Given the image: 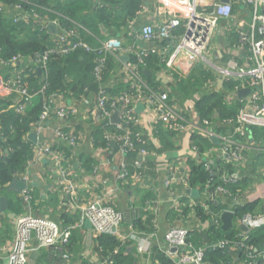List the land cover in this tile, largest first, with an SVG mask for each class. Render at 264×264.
<instances>
[{
	"label": "built area",
	"instance_id": "1",
	"mask_svg": "<svg viewBox=\"0 0 264 264\" xmlns=\"http://www.w3.org/2000/svg\"><path fill=\"white\" fill-rule=\"evenodd\" d=\"M141 1L145 3L150 0ZM152 1L156 5L157 18L159 19L157 29L152 23H145L136 33L127 32L128 34L124 33V35L118 36L115 34L99 40L100 52L95 58L92 69L97 90L93 93L92 100L84 96L78 99L88 104L87 115L92 120L97 121L98 125L104 122L101 127H107L103 133L106 147L96 148L93 141L91 146L95 147L94 151L98 156L105 154L109 145L117 147L114 154L119 158V170L115 177L117 184L123 183L127 177L140 179L144 160L150 153L143 149L138 151V158L131 160L134 171L130 170V172L126 164V155L135 147L128 126L130 124L138 125L141 127L140 134L147 133L143 128L141 115L135 112V104L139 102L144 104L146 113L154 116V125L160 123L173 134L176 146L179 145L176 137L181 132L188 131L189 127L194 126L187 122L186 110L181 107L177 99L170 96L169 92L165 90L153 91L148 88L146 80L141 75L142 70L148 69L156 79L161 73L173 82L178 81V76L186 74L198 76L201 71L207 74L217 70L226 79L236 83V86L231 90L230 98H224L223 101L224 106L228 110L234 111L236 115L228 120L216 119L215 126L222 130L215 129L206 118H200L196 131H190L189 143L191 156L195 160L201 161V165L209 173L210 182L215 180V175L220 182V185L215 188H212L214 186L212 183L203 187L199 202L207 215V224L220 227L222 212L234 213L229 204L238 202V195L233 196L224 186L239 185L243 181L239 173H241L244 164L246 139L250 134L251 138L253 137L257 141L251 128H264V0ZM20 5L16 3L12 9L4 10L5 14H10L13 23L23 22L27 25L42 19L40 14L33 9L21 10ZM59 20L58 17L47 19L43 22V27L49 32L47 23L54 22L56 24L55 44L60 42L65 44L60 46L61 53L73 52L80 47L89 49L82 40L72 39L77 35V29H84L83 27L75 24L72 28L65 29L64 26L61 27ZM155 40H167L168 43L158 46L157 49L154 46ZM219 41H223V43L218 45ZM146 43L153 45L146 47L144 46ZM121 50L127 51L129 57L134 56L135 61L133 63L125 61L117 71L118 78H116L125 84L132 83L136 88L134 90L127 89L125 85L123 88L126 89L112 94L109 89L113 86L103 78L107 71L109 57L116 60L120 57ZM235 51L240 53L242 61L238 62L234 58ZM52 52L53 49H49L29 58L43 79L47 76V63ZM149 55L155 56L157 60L153 70L146 63L145 58ZM216 57H220V60H217ZM214 58L221 62V65L216 64ZM27 59L19 54L7 59L0 56V98H13L10 108L15 113L23 112L33 96L28 90V86L21 80V67ZM211 81L200 82L199 86L202 90H206L212 85ZM245 82L248 84L245 85ZM240 88H251L252 92L239 99L236 97V93ZM44 89L45 83L35 93L41 94L43 97L42 110L33 124L32 130L27 134L33 151L32 159L28 162L25 172L15 178L28 181L31 169L37 165V159L40 156L48 159L58 176L59 186L66 189L71 211L78 215V221L76 224L62 227L45 215L34 214L31 211L33 196L31 188L27 184L26 188L19 192L25 213L14 221L11 249L6 255L7 264H28V256L34 251H39L42 254L44 264H67L69 259L67 247L71 240L72 229L82 227L85 222L90 224V232L95 236L99 234H108L116 238L120 236V245L113 250V254L118 253L121 246L136 234L133 231L128 237L120 235L123 214L105 201L112 194L106 191H96V194H93L94 197L91 196L89 200L84 201L78 188V181L83 183V180L75 175L68 155L54 144L39 142L38 136L42 133L44 124L48 120L53 117L68 119L74 113L73 109L60 102L66 95L53 92L45 96ZM114 114H116L118 122L111 120ZM216 117L218 118V116ZM218 121H220L219 124ZM112 125L114 128L111 130L108 126ZM30 133L36 135L35 141L29 138ZM56 134L68 141V147L75 146L81 140L80 136L75 134L73 127L68 128L65 132L57 130ZM193 135L208 138L209 145H206L204 150H200V146L192 141ZM212 138H215L217 143H214ZM112 157L106 163H109ZM187 159L188 157H176L170 161L168 166L165 186L173 192L172 208L175 216L172 217L171 225L164 233L163 253L171 259L172 264H214L204 260L206 247L197 246L191 241L190 230L186 225L187 218L184 216V196L175 189L177 181L188 186L189 164ZM216 161L219 163L216 164ZM223 164H231L232 171L225 168ZM95 172L96 164L88 173L94 175ZM220 195L226 201L219 199ZM151 203V200L147 201L144 208L149 209ZM218 204L224 207L219 212L213 210V207ZM258 206L259 209L253 213L244 214L240 218L234 217L231 229L239 230L240 225L243 224L248 227V232L264 226V188L259 193ZM151 222L155 225V218L151 219ZM247 232H240V237L244 239ZM213 246L227 247L224 241H218ZM249 256L260 258L264 264V248L256 256ZM107 263L113 264L111 256H107Z\"/></svg>",
	"mask_w": 264,
	"mask_h": 264
},
{
	"label": "crops",
	"instance_id": "2",
	"mask_svg": "<svg viewBox=\"0 0 264 264\" xmlns=\"http://www.w3.org/2000/svg\"><path fill=\"white\" fill-rule=\"evenodd\" d=\"M101 1L102 0H92L91 3L93 7H95L96 5H100ZM123 5L124 4H121L120 0H114V2L110 1L109 5H105L109 10L112 9V14L110 16L108 15L105 20L97 22L99 25L98 36L88 31V33L96 39L97 43H99V40L109 38L115 34L118 36L124 35V33L126 34L127 32L136 33L140 26L145 23H152L157 29L159 19L157 18L156 5L152 0L145 3L141 1L139 4H135L134 8H128V11L127 9H122ZM167 43V40H155L154 46L158 49V46ZM222 43L223 41H219L218 45ZM151 44L152 43H146L144 46L151 47ZM120 54V57L127 56V60L129 59L127 51L121 50ZM120 57L115 60V67L106 80L107 83L113 87L118 86L121 82L117 80V71L125 61ZM234 58L238 62L242 61V57L237 51H235ZM216 59L220 60V57H216ZM216 59L215 63L221 65V62ZM194 76L195 77H191V74L178 76L179 82H173L164 75H161V73L159 74L157 78L160 83L159 91L165 90L170 93L171 97L177 99L181 107L186 110L185 118L187 122H189L191 126H194L189 127L188 131L181 132L176 137L179 145L176 146L175 143V150L170 152L159 151L154 154L150 153L147 159L144 160L145 163L140 179L127 177L123 183L117 184L115 182V177L119 170L118 156L114 155L112 157L113 152L111 153L109 149L101 156L95 153V147L91 146L92 132L94 128L98 126V122L92 120L87 115L88 104L70 95L64 96L60 102L73 109V115L68 119L51 118L44 124V129L38 136L39 142L54 144L68 155L69 162L72 164L75 175L77 178H82L83 180V183L78 181V188L80 190V196L84 198V201L87 199L89 200L91 196L94 197L95 195L93 194H96V191H106L112 194V196L109 199H105V201L123 214L120 235L128 237L133 231L136 234L135 237L128 239L119 250L123 252L125 256L132 258L131 263L129 261L127 262L129 264H159L157 256L159 253L163 252L165 247L164 233L171 225L172 217L175 216L172 208L173 192L165 186L168 166L170 161L176 157L187 158L191 155L189 143L191 139L190 131H196V126H198L200 122V114L195 106L197 100L203 96H211L214 94H222L225 99H229L232 94V89H229L225 85V82L230 80L226 79L225 76L217 70H213L206 75L197 76L194 74ZM203 81H211L212 85L208 89L202 90L199 84ZM92 94L93 93L89 94V100L93 99L94 94ZM236 97L239 98L237 93ZM144 107L142 102L135 104V112L141 115L142 125L146 132L151 133L154 125V116L150 113H146ZM213 115L218 116V114ZM219 122L220 121H218V124ZM70 127H73L75 134L79 135L81 138L80 142L73 147H68V141L56 134L57 130L65 132ZM262 130L264 129H258L259 134L256 136L257 141L254 140L253 137L251 138L250 134L249 137L247 136V145L243 155L244 164L242 165L241 173H239V176L243 179L239 185L242 184L243 189L238 195V202L242 204L256 202V210L259 209V193L264 188V172L259 171L260 167L264 166V152L261 153L262 149H264V140L262 139L264 138L262 137L264 131ZM193 136V143L209 145L208 138L200 135ZM111 157L112 159L110 162L106 163ZM90 158L93 161V165L96 164V172L94 175L89 174L83 169L84 166H87L88 162H91ZM132 170H134V168H132ZM30 173L31 176L27 184L31 188V194L33 196L31 211L38 216H47L62 227L76 224L78 215L71 211L66 189L59 186L58 176L48 159L40 156L37 159V165L31 169ZM175 189L184 196V213L187 214L186 225L190 230L191 241L195 245L201 247L215 245L219 240L217 241V239H214V237L211 236L212 234L209 233L207 221L199 220L192 211V208L200 202V193L203 188H193L189 185L186 187L181 181H177ZM3 196L7 205L3 208L0 206V264H7L6 255L11 249L15 226L14 221L25 213V209L23 206L20 208L15 206L12 210L8 206L9 198L16 200L19 198V192L5 195L0 194V200L3 199ZM219 199L226 201L221 195ZM149 200L152 201V203L149 204V209L151 210L144 208L145 203ZM219 205L220 204H218V206ZM133 207H136V209H133ZM137 212L138 215H136ZM153 218H155V225L151 222ZM135 220H138L141 225H135ZM189 223L191 225H189ZM90 227V224L85 222L82 227H75L72 229L67 264H108L107 255L102 248L96 245L97 236L90 232ZM215 228L221 229V226ZM236 231H238L237 236L239 237L240 232H247L241 228ZM117 239L120 240V236L117 237ZM28 259H31V254L28 256ZM30 263H32V261ZM33 263L44 264L41 253Z\"/></svg>",
	"mask_w": 264,
	"mask_h": 264
},
{
	"label": "trees",
	"instance_id": "3",
	"mask_svg": "<svg viewBox=\"0 0 264 264\" xmlns=\"http://www.w3.org/2000/svg\"><path fill=\"white\" fill-rule=\"evenodd\" d=\"M110 1L114 2V0ZM110 1L102 0L100 5L93 7L91 3L92 0H0V56L7 59L13 55L19 54L25 59L28 58L21 67V80L28 86V90L31 94H33L21 113H15L13 109L9 108L13 102V98H0V194L5 195L14 193L13 191L7 190L8 184L17 175L25 172L28 162L32 159L33 151L27 134L32 130L33 124L38 119L42 110L43 97L41 94H35L41 89L42 85L45 83V96L57 92L80 99L81 96L88 97L89 94L96 92L97 84L94 81L92 69L95 64V58L100 52V48L96 39L91 36L88 31L98 36L99 25L97 22L105 20L108 15L110 16L112 14V9L109 10L105 6L109 5ZM120 2L124 4L122 9H127L128 11V8H134L135 4H139L141 0H120ZM16 3L21 4V10L23 11L33 9L40 14L42 19L30 22L27 25L23 22L13 23L10 14H5L4 10L12 9ZM57 17L60 19L61 27L64 26L65 29H70L75 26V24L83 27L84 29H77V35L72 37V39L82 40L89 49L80 47L73 52L61 53L60 46H62L64 42L55 44L54 34L49 33L46 31V28L43 27V22L45 20L55 19ZM49 49H53V52L47 63V76L43 79L40 72L36 69L35 65H33V62L29 61V58ZM145 59L147 66L153 70L157 64L155 56L149 55ZM134 61V56H130L128 62L133 63ZM114 67L115 60L109 57L107 61V71L103 78L104 81L107 80V77ZM141 75L146 80L149 89L153 91L159 90L160 83L155 76H146L142 72ZM200 75L206 74L201 71ZM191 77H195L194 74H191ZM177 82H179V80ZM246 84H248V82H245V85ZM125 85L127 89L134 90L136 88L132 83L125 84L120 82L118 86L111 87L109 92L115 94L122 91L126 89L123 88ZM225 85L229 89H233L236 83L226 81ZM223 101L224 97L222 94H214L201 97L197 100L195 105L200 114V118L209 120L217 130H222V128L215 126L216 119L228 120L234 118L236 115L234 111L227 110L223 105ZM213 114H218L219 118H215ZM102 123L104 122L96 126L92 132V141L96 148L106 147L103 133L107 127H101ZM108 128L112 130L114 126H108ZM128 128L130 137L135 142L134 149L126 155V164L129 171L134 167L131 160L138 158L139 150L143 149L154 154L159 151L170 152L176 149L172 137L173 134L160 123L154 125L150 134H140L141 127L138 125L130 124ZM258 129L259 128L256 127L251 128L254 136L259 134ZM262 137H264V134ZM262 139L264 140V138ZM198 145L200 146V150H204L207 147L205 144L199 143ZM109 150L111 153L113 152V156L117 151V147L109 145ZM200 162L195 160L191 155L188 157V185L198 189L211 183L214 185L212 188L220 185V182L216 179V175L215 180L210 182L209 173ZM213 163H215V160H213ZM217 163H219V161H216V164ZM223 166L232 171L231 164H223ZM93 167L94 165L91 159V162H88L87 166H84L83 169L86 170V172H91ZM224 188L233 196L239 195L243 189L242 184H229L225 185ZM199 204L194 206L192 211L199 220H206L207 215L205 214V210ZM256 204V202L245 204L236 202L230 203L229 206L233 208L235 217L240 218L244 214L253 213L256 210ZM8 206L12 210L15 206L18 208L22 207L21 199L17 198L13 200V198H9ZM223 208L224 207L220 205H216L213 207V210L220 211ZM184 216L186 217L187 214L184 213ZM134 223H136L135 225H141L138 220H135ZM207 228L209 233L212 234L211 236L217 239V241H224L227 248L216 246L206 247L204 260L214 264H262L260 258H251L249 255L256 256L263 249L264 226L248 231L244 239L237 236L238 231L233 229L222 230L220 228H215V226L211 224L208 225ZM70 244L71 240L67 247L68 251ZM96 245L102 248L107 256L112 257L113 264H129L127 263L128 261L130 263L132 262V258L125 256L121 251L113 254L114 248L120 245V241L115 236L99 234L96 238ZM249 246L251 247L248 248ZM157 258L159 264H172L171 259L163 252L159 253Z\"/></svg>",
	"mask_w": 264,
	"mask_h": 264
},
{
	"label": "water",
	"instance_id": "4",
	"mask_svg": "<svg viewBox=\"0 0 264 264\" xmlns=\"http://www.w3.org/2000/svg\"><path fill=\"white\" fill-rule=\"evenodd\" d=\"M223 2H228V0H222ZM47 29L49 30V32L51 33H55L56 32V24L54 22H49L47 23ZM153 45V44H151ZM140 46H142V44H140ZM123 61L127 60V56H121L120 57ZM39 71V70H38ZM142 73L146 76H150L151 75V71H149L148 69H143ZM257 88V87H256ZM252 92L251 88H240L237 90V96L239 98L242 97H246L248 96L250 93ZM111 120L113 122H118L117 116L116 114H114L111 117ZM29 138L33 141L36 140V135L34 133H30L29 134ZM212 141L214 143H217V140L215 138H212ZM27 186V181L24 179H18L15 178L13 179L9 185L7 186V190L9 191H14V192H20L21 190L25 189ZM7 205L6 200L3 199L0 200V206L3 208ZM235 217L234 213L229 212V211H223L220 217L221 220V229L222 230H227V229H231L232 228V220ZM87 224H89L88 222H86ZM240 228L244 231L248 230V227L245 225H240ZM227 248V247H226ZM40 256V252L39 251H34L31 253V259L28 261V264H34L33 261H35L37 259V257ZM32 261V263H30Z\"/></svg>",
	"mask_w": 264,
	"mask_h": 264
},
{
	"label": "rangeland",
	"instance_id": "5",
	"mask_svg": "<svg viewBox=\"0 0 264 264\" xmlns=\"http://www.w3.org/2000/svg\"><path fill=\"white\" fill-rule=\"evenodd\" d=\"M263 129H264V128H263ZM262 131H264V130H262ZM261 143H263V142H261ZM263 144H264V143H263ZM259 171H260V172H264V166L260 167Z\"/></svg>",
	"mask_w": 264,
	"mask_h": 264
},
{
	"label": "clouds",
	"instance_id": "6",
	"mask_svg": "<svg viewBox=\"0 0 264 264\" xmlns=\"http://www.w3.org/2000/svg\"><path fill=\"white\" fill-rule=\"evenodd\" d=\"M51 33V32H50ZM56 33V32H55ZM51 34H54V33H51ZM9 185V184H8Z\"/></svg>",
	"mask_w": 264,
	"mask_h": 264
}]
</instances>
